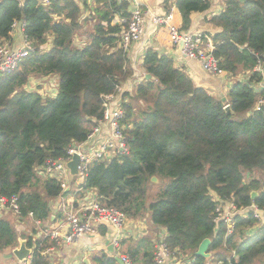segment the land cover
I'll return each instance as SVG.
<instances>
[{"label": "trees", "instance_id": "1", "mask_svg": "<svg viewBox=\"0 0 264 264\" xmlns=\"http://www.w3.org/2000/svg\"><path fill=\"white\" fill-rule=\"evenodd\" d=\"M93 1L89 24L81 19L77 0H49L46 5L0 0V41L8 37L11 23L21 20L33 44L13 71L0 72V197L16 195L20 215L31 212L40 222L50 217L49 201L62 189L54 178L41 179L36 167L66 156L69 147L84 141L102 116L103 95L115 93L134 74L126 51L117 46L125 25L113 24L115 14L128 16L126 0ZM176 6L186 29L190 15L206 10L209 2L176 0ZM209 21L221 28L210 37L219 66L231 75L250 72L247 82H233L224 103L196 85L172 57L147 48L144 76L123 93L128 98L122 103V124L129 153L90 162L81 188L94 189L98 202L129 219L147 215L153 226L164 229L167 248L185 264H212L214 257L221 263L254 264L264 257V225L247 235L256 223L253 213L236 214L234 230L227 234L216 209L221 200L237 209L252 204L264 209V179L243 181L245 172L264 171V105L254 108L258 96L251 84L262 78L255 67H264V0H224L223 10ZM48 35L50 45L43 48ZM53 75V97L25 88L31 76ZM152 177L163 180V186L147 202L145 185ZM252 191L258 194L254 199ZM23 237L33 247L30 264H49L39 250L48 239ZM17 238L13 225L0 218V252L16 247ZM204 238L211 240L209 259L195 255ZM120 245L132 264H154L149 237L125 238ZM228 249L235 257L223 255ZM91 261L118 264L106 251Z\"/></svg>", "mask_w": 264, "mask_h": 264}, {"label": "built area", "instance_id": "2", "mask_svg": "<svg viewBox=\"0 0 264 264\" xmlns=\"http://www.w3.org/2000/svg\"><path fill=\"white\" fill-rule=\"evenodd\" d=\"M42 4L46 5L49 0H40ZM132 7H130V16L125 21V27L120 33L118 40V47H121L124 51L129 49V46L133 42H138L145 34L144 28V13L139 6L138 0H126ZM209 3H213L217 0H202ZM173 13L169 10L165 14H153L152 22L157 27L164 26L169 35V41L172 45L178 46L179 42H182L181 53L184 57L194 59L199 63L200 68L213 76H220L226 72L219 66V59L214 56V44L210 36L202 35L201 33H191L189 31L181 30L179 27L172 24ZM24 21L14 20L11 23V29L6 39L0 41V72L10 73L18 64L23 61L31 51H33L32 41L24 33ZM15 29L20 32V44L13 45L9 42V36H11ZM255 70L262 71L261 65H257ZM144 74L139 75V80L142 79ZM256 92L260 88L262 94L257 98L255 109H259L261 105H264V82L256 89L252 86ZM127 101L123 99L121 95L120 86L115 93L103 95L102 100V116L100 119L94 120V125L91 131L88 133L86 139L82 142L76 143L69 147L67 154L64 157L48 158L41 165L36 167V173L38 176L46 179L48 177L54 178L59 181L62 192L68 189V180H74L76 190L81 188L84 182L88 166L90 162L94 160L109 161L114 157L120 155H126L129 153L127 145V136L125 134L126 126L122 124L124 116V109L122 103ZM225 104L224 106H226ZM76 153L79 156V163L77 165V173L71 175L67 168V162L71 160L72 155ZM227 203L230 207V211L234 213H227L226 221L230 223L228 232H233V217L235 216L236 207L232 202L220 201L223 205ZM64 214V219L61 225L55 228H47L42 226V222L33 218L31 212L27 214L33 221V225L36 229L33 239H41L42 241L48 239V245L39 249L40 254L47 259L50 253L53 251L55 245L70 244L85 235L97 234L101 226L108 227L112 231L110 236V243L112 247L118 248L122 234L130 220L126 214L112 206H104L95 200L84 201L76 203L73 199L66 201L60 205ZM222 206L216 209V220H220L223 217ZM255 217L260 218L261 214H264V209L260 210L255 204L249 207ZM10 210L18 217L23 218L20 215L18 197L13 195L11 197H0V210ZM240 211H247V208L240 209ZM225 214V213H224ZM160 240L154 246V264H166L171 257H175L172 251L169 250L164 242V236H160ZM33 248V247H32ZM31 248V249H32ZM123 264H132L130 257L127 254H118ZM31 254L23 261H18L17 264H30ZM184 264V263H183ZM220 264H237L236 261L228 259L225 263Z\"/></svg>", "mask_w": 264, "mask_h": 264}, {"label": "crops", "instance_id": "3", "mask_svg": "<svg viewBox=\"0 0 264 264\" xmlns=\"http://www.w3.org/2000/svg\"><path fill=\"white\" fill-rule=\"evenodd\" d=\"M138 2L145 16V34L140 41L131 43L129 49L126 51L127 57L132 64L134 74L131 79L120 85L122 97L123 92H131L134 86L141 80H139V75L144 74V70L141 67L142 58L147 48H153L159 54H165L172 57L175 66L181 68L196 85L204 87L209 93L216 97H221V100L223 97L227 99L228 90L233 82H247L250 72L246 70H241L236 75H231L226 72L220 76H213L204 72L200 68L197 61L186 58L181 53L177 52L178 46L171 44L169 41V35L164 26L157 27L152 22V13L161 15L165 14L169 10H172V24L179 27L181 30L189 31L191 33H201L202 35L211 37L212 35L218 33L221 28L211 23L209 19L223 10L224 0H217L213 3H209V7L202 12H193L190 15V23L186 29H183L181 26L182 17L176 6V0H138ZM78 3L81 5V2ZM86 3V6H89L90 8L93 7V5L89 4L88 1H86ZM127 4L128 16L122 17L119 14H115L113 24L124 23L125 25V21L130 16V7H132V5L128 2ZM89 9L88 14L90 11ZM9 42L13 45L20 44V32L18 29H15L13 34L9 36ZM262 69L263 70L260 71L262 77L261 80L257 83H251L252 86L256 87V89L264 82V67H262ZM41 78L43 79L42 81H49L48 85L51 86L49 88L46 87V85L44 86V89L46 90V93L44 94L51 97L55 96L57 92V76H44ZM131 87L132 89L130 90ZM37 91L41 92L40 89ZM255 93H257V96L259 97V95L262 94V91L259 88ZM123 99L125 98L123 97ZM41 179L43 178L41 177ZM95 198L96 192L94 189H87L84 191L83 189L76 190L75 183H72L66 191L49 201V207L51 209L50 217L42 222V226L52 229L61 225L64 219V214L60 207L62 203H66V201H70L72 199L76 203H80L95 200ZM226 204L227 203H224L222 207L225 206L228 209L227 212L230 213V207ZM146 216L147 215L138 219H130L124 229L122 239L149 237L151 242L154 243L155 236H165L164 229L153 226L150 220L146 219ZM0 218L7 219L16 231L20 230L19 232H21V234L24 233L25 235L32 236L36 232L37 228L35 229L33 221L29 217H18L15 213L6 209L2 211L0 210ZM102 228L104 229V232L101 231ZM110 236H112V231L108 227L101 226L97 234L85 235L70 244L59 246L55 245L48 258L49 264H92V256L101 251H106L113 256H119L118 254L124 252L123 247L121 245H119L118 248L111 247L112 251H110ZM19 238L25 239L23 236L18 234L17 239ZM17 263L18 260L13 255L12 250L0 252V264ZM183 263L185 264V259L175 256L171 257L166 264Z\"/></svg>", "mask_w": 264, "mask_h": 264}, {"label": "rangeland", "instance_id": "4", "mask_svg": "<svg viewBox=\"0 0 264 264\" xmlns=\"http://www.w3.org/2000/svg\"><path fill=\"white\" fill-rule=\"evenodd\" d=\"M78 2H81V7H82V15H81V19H83V18H86V20L88 21V23L90 24V20H91V18H90V16H88V15H91V14H88V9H89V7L88 6H85L84 5V3H83V0H77ZM86 1H88V3L89 4H91V5H94V1L93 0H86ZM51 36L50 35H48L47 36V43L44 45V46H42L43 48H48L49 47V45H50V41H51ZM76 43H78L79 42V39H77L76 41H75ZM74 42V43H75ZM76 45V44H75ZM43 79L41 78V77H35V76H31L30 77V79L28 80V82H27V84H26V86H25V88H27L28 90H38V89H40V93H42L43 95H45L44 93H46V90L44 89V86L46 85V87H51V86H49L48 85V83H49V81H42ZM47 83V84H46ZM55 84V83H54ZM136 84V83H135ZM54 87H56V86H54ZM125 89V88H124ZM132 89V87L130 88V90ZM124 93V92H123ZM126 98V100H128V98L127 97H125ZM239 117V116H238ZM156 179L155 180H153L152 178L149 180V181H147V183H146V185H145V188H146V201L147 202H149V201H151L152 199H154L155 197H156V195H157V193H158V191H160V189H161V187L163 186V180H161L160 178H157V177H155ZM44 179V178H43ZM251 179H257L258 181H260V180H262V179H264V171H253V172H245L244 173V178H243V181L245 182V183H248ZM72 183H74V180H68V186L69 185H72ZM215 200H218L217 198H215ZM100 204H102V203H100ZM102 205H104V204H102ZM104 206H107V205H104ZM250 207V206H249ZM249 207H247V211H240V209H237V211L235 210V215L236 214H239V215H241V216H246L247 215V213L249 212V211H251L252 213H253V211L249 208ZM222 208V212H221V214H223V217L221 218V220H223L225 223H226V227H227V234H231V233H229L228 232V229H229V226H227V224H229L230 222L229 221H226V215H228L227 213V211H228V209L225 207V206H223V207H221ZM225 208V209H224ZM243 209V208H242ZM260 210H263V209H260ZM227 212V213H226ZM225 213V214H224ZM230 213H234V211H230ZM229 216V215H228ZM253 216H254V214H253ZM254 218L256 219V223L252 226V227H250L248 230H246V234L247 235H252L254 232H256V231H258L259 229H260V227H262L263 225H264V214H261V217L260 218H257V217H255L254 216ZM146 219L147 220H149L148 219V217L146 216ZM233 219V218H232ZM233 230H234V222H233ZM20 230H18L17 231V233L18 234H20L21 236H25V234L24 233H22L21 234V232H19ZM245 237V234H244V236H242L241 238H244ZM240 238V239H241ZM161 238H160V236H155V241H154V246H155V244L160 240ZM122 240V239H121ZM120 240V241H121ZM110 246H112V244L110 243ZM220 252H222V250H220ZM124 253V252H123ZM124 254H127V253H124ZM209 254H210V256L209 257H207V259H209V258H211L212 257V252H209ZM229 254H231L232 255V257H235V255H234V253L232 252V251H230L229 249L228 250H226V251H223V255H225V256H227L228 257V255ZM230 256V255H229ZM121 259V258H120ZM235 261V260H234ZM211 262H212V264H220L221 262H218V259L216 258L215 259V257L213 258V260H211ZM237 263V262H236ZM254 264H264V257L262 258V259H260V260H258V261H256Z\"/></svg>", "mask_w": 264, "mask_h": 264}, {"label": "water", "instance_id": "5", "mask_svg": "<svg viewBox=\"0 0 264 264\" xmlns=\"http://www.w3.org/2000/svg\"><path fill=\"white\" fill-rule=\"evenodd\" d=\"M240 1H245V0H240ZM181 49H182V42H179L177 52L181 53ZM145 77L149 78L150 75L149 74H145ZM221 101L225 103L226 102L225 97H223ZM224 109H225L226 112H231L230 107H229L228 104L226 106H224ZM78 163H79V156L76 153H74L72 155L71 160L68 161L67 165H66L67 168L69 169V172H70L71 175H75L77 173V165H78ZM152 179L155 180L156 178L152 177ZM257 195H258L257 192L252 191L251 192V199H254ZM17 241H18V246L14 247L12 249V253L16 257V259L18 261H23L31 254L32 249L29 248L26 245V239L19 238V239H17ZM210 243H211V240L209 238H204L200 242L197 250L195 251V255L201 256V257H204V258L209 257L210 254H209L208 248H209ZM111 247L112 246L109 247L110 251H112ZM114 259L117 261L118 264H123V262L121 261L119 256L115 255Z\"/></svg>", "mask_w": 264, "mask_h": 264}, {"label": "bare ground", "instance_id": "6", "mask_svg": "<svg viewBox=\"0 0 264 264\" xmlns=\"http://www.w3.org/2000/svg\"><path fill=\"white\" fill-rule=\"evenodd\" d=\"M153 257H154V252H153ZM154 261V260H153Z\"/></svg>", "mask_w": 264, "mask_h": 264}]
</instances>
